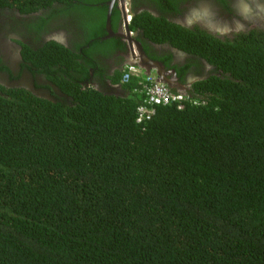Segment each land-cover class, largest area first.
<instances>
[{"label": "trees", "instance_id": "obj_1", "mask_svg": "<svg viewBox=\"0 0 264 264\" xmlns=\"http://www.w3.org/2000/svg\"><path fill=\"white\" fill-rule=\"evenodd\" d=\"M108 1L0 10L38 32L63 16L101 36ZM128 27L214 72L167 88L183 101L137 123L144 79L104 74L111 39L20 43L48 95L0 86V264H264V30L218 39L146 12ZM103 76L116 92L92 86Z\"/></svg>", "mask_w": 264, "mask_h": 264}, {"label": "flooded vegetation", "instance_id": "obj_2", "mask_svg": "<svg viewBox=\"0 0 264 264\" xmlns=\"http://www.w3.org/2000/svg\"><path fill=\"white\" fill-rule=\"evenodd\" d=\"M110 1L105 3V33L101 36L85 26H75L73 19L63 16L53 17L38 32L27 26L26 17H19L10 10H0V86L30 90L39 96L48 95L43 87L47 85L44 78L37 74L32 76L34 68L27 69L26 66L30 65L25 66L22 61L20 43L37 47L55 41L69 47L77 44L81 50H86L95 40L111 39L110 48L100 59L101 69L108 78L115 77L118 71L133 63L153 72L166 87L183 92L200 76L212 74L214 67L205 59L187 55L168 44L149 41L143 31H130L128 26L134 13L146 12L156 20L164 19L183 29L205 30L218 39H232L236 34L252 30V22L256 19L264 22V0H115L107 29ZM133 48L137 52L135 58H132ZM191 63L199 66L195 69ZM90 73L91 79L93 72ZM92 86L100 91H108L109 87L113 92L118 89L105 81L104 76Z\"/></svg>", "mask_w": 264, "mask_h": 264}, {"label": "built area", "instance_id": "obj_3", "mask_svg": "<svg viewBox=\"0 0 264 264\" xmlns=\"http://www.w3.org/2000/svg\"><path fill=\"white\" fill-rule=\"evenodd\" d=\"M137 55L136 51H132V58ZM144 81L141 82L143 91L145 93L146 101L150 108L139 107L138 117L136 122L140 123L143 119H148L152 113H154V107L166 106L173 103H181L183 101V96L181 94L171 93L164 85L157 83L156 79L152 74H145L142 70L135 64H130L125 67L121 83H127L131 78H141Z\"/></svg>", "mask_w": 264, "mask_h": 264}, {"label": "water", "instance_id": "obj_4", "mask_svg": "<svg viewBox=\"0 0 264 264\" xmlns=\"http://www.w3.org/2000/svg\"><path fill=\"white\" fill-rule=\"evenodd\" d=\"M114 3H115V0H111L109 3H108V8H109V11H108V14H107V19H106V24H107V29L109 28V18H110V9L113 7V5H114ZM141 68H143V67H141ZM144 69V68H143ZM144 71H145V69H144ZM149 70H146L145 72L148 74V73H150V71L148 72ZM157 82H159L160 83V80L158 79V77H157ZM170 89H173L171 86L169 87Z\"/></svg>", "mask_w": 264, "mask_h": 264}, {"label": "rangeland", "instance_id": "obj_5", "mask_svg": "<svg viewBox=\"0 0 264 264\" xmlns=\"http://www.w3.org/2000/svg\"><path fill=\"white\" fill-rule=\"evenodd\" d=\"M199 25L200 27L203 28L202 23H199ZM252 29L264 30V22L256 19L255 21L252 22Z\"/></svg>", "mask_w": 264, "mask_h": 264}, {"label": "clouds", "instance_id": "obj_6", "mask_svg": "<svg viewBox=\"0 0 264 264\" xmlns=\"http://www.w3.org/2000/svg\"><path fill=\"white\" fill-rule=\"evenodd\" d=\"M134 50V48L132 49V51ZM136 51V50H135ZM137 53V52H136ZM131 64H133V63H131ZM128 65H130V64H128ZM127 65V66H128ZM136 66H138V65H136ZM139 67V66H138ZM140 68V67H139ZM125 69V68H124ZM124 69H123V71H124ZM141 70H142V72H144L145 74H147L142 68H140ZM123 74V73H122ZM148 74H152V75H154V78L156 79V82H157V77L155 76V74L153 73V72H151V73H148ZM157 83H159V82H157ZM161 84V83H160ZM163 85V84H162ZM165 86V85H164ZM166 87V86H165ZM166 88H168V87H166ZM182 95V94H181Z\"/></svg>", "mask_w": 264, "mask_h": 264}]
</instances>
